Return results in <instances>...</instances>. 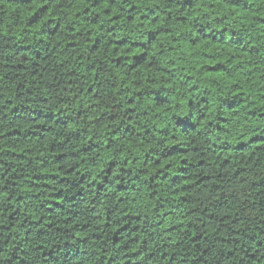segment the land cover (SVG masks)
I'll list each match as a JSON object with an SVG mask.
<instances>
[{"label":"trees","instance_id":"1","mask_svg":"<svg viewBox=\"0 0 264 264\" xmlns=\"http://www.w3.org/2000/svg\"><path fill=\"white\" fill-rule=\"evenodd\" d=\"M0 264H264V0H0Z\"/></svg>","mask_w":264,"mask_h":264}]
</instances>
